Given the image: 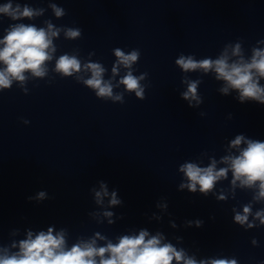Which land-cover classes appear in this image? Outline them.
<instances>
[{"label":"clouds","instance_id":"9594fccd","mask_svg":"<svg viewBox=\"0 0 264 264\" xmlns=\"http://www.w3.org/2000/svg\"><path fill=\"white\" fill-rule=\"evenodd\" d=\"M50 7L56 17H63L66 14L65 10L56 4H51ZM43 12V8H34L27 3L21 5L14 3L13 0L0 4V17H7L13 21L3 29L5 35L0 39V65H3L0 67V92L11 89L14 81L19 82L23 88L29 79L26 73H30L32 77H46L49 72L48 64L55 59L52 70L60 73L62 77H72L73 74L82 72L90 73L87 78L77 75L76 80L93 90L95 96L101 100L123 104L125 93H134L139 100L145 99V88L148 85L142 84L141 81L147 78L148 73L134 75L136 69L133 66L141 56L138 49H132L127 53L120 48L114 49L116 60L111 67L112 75L105 80L106 68L100 62L82 61L77 54L67 52L58 57L54 56L57 52L54 39L58 38L61 32L68 40L81 38L80 28L56 27L50 20L44 22L46 27L20 22L32 21L43 15ZM243 44V40L226 43L215 58L196 59L194 55L181 53L175 59V65L184 74L181 83L187 85L180 96L188 102L190 108H197L203 103V98L198 92L202 79H191L187 75L193 72L211 74L216 81H222L223 86L218 91L225 96L230 90L236 91L238 93L236 99L241 104L258 102L264 105V84L261 83V80H264V48L252 46L251 55L246 57ZM260 44H264V39L256 42V45ZM121 66L126 71L120 76L118 83L113 84ZM121 85L124 91L114 93V87ZM24 91L27 94L26 88ZM23 122L29 123L28 120ZM242 144L245 146L241 147ZM230 148L236 149L238 154L224 155L219 161L210 158L207 166H201L196 162L182 163L179 171L183 173L184 182L180 183L179 189H187L191 193L199 191L205 196L209 193L216 195L214 189L217 182L228 179V173L231 172L229 190L233 198L237 187L248 188L254 190L253 202H264V141L247 139L240 134L230 141ZM218 163L226 167L217 168ZM91 191L94 193L95 203L104 210L90 215L101 223L100 217L106 218L110 225L115 223L114 213L107 209L122 203L117 197V192H109L107 184L103 181L99 182V190L93 188ZM47 198V193L40 191L35 197H28V200L43 201ZM216 198L226 201L228 195L221 189ZM157 207L166 210L167 204L158 203ZM232 211L233 222L243 227L245 231L264 226V208L253 212L252 202L245 204L242 212L237 211L235 207ZM153 215L154 218L160 219ZM203 223L197 219L185 221V226L200 228ZM172 227H176L175 223H172ZM66 237L67 231L63 228L54 231L53 227H48L47 231L41 230L35 234L29 230L26 239L13 242L10 247L0 248V264H173V261L175 264H239V260L234 256L197 259L194 254L189 255L184 248L178 249L171 242H166L161 232L151 235L147 229L139 230L138 234L120 235L115 242L96 232L91 238L86 240L78 238L76 243L69 246ZM98 241L104 243L101 245ZM251 243L258 246L256 238H253ZM260 264H264V261Z\"/></svg>","mask_w":264,"mask_h":264}]
</instances>
